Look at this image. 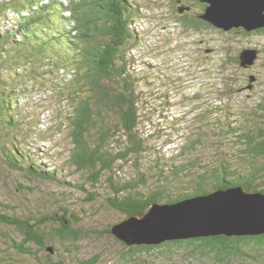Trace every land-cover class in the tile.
Wrapping results in <instances>:
<instances>
[{
	"label": "trees",
	"instance_id": "obj_1",
	"mask_svg": "<svg viewBox=\"0 0 264 264\" xmlns=\"http://www.w3.org/2000/svg\"><path fill=\"white\" fill-rule=\"evenodd\" d=\"M185 2L189 12L179 13L182 5L173 8L184 31L212 27L199 18L206 6L201 0ZM140 11L141 6L132 0H0L2 162L28 177L54 180L56 170L43 171L36 158L39 154L47 157L51 149L40 153L37 148L35 154L24 149L34 145L29 141L31 135L41 140L52 133L50 128L38 132L37 124L32 126L36 114L28 108L32 94L44 90L54 99L47 102L56 112V127L68 128L72 146L66 151L67 164L80 173L83 182L79 187L105 186L109 189L105 203L125 218L144 214L154 203H176L216 190L242 187L246 192L264 193V104L260 103L249 113L220 106L203 109L197 116L198 131L187 138L177 154L156 155L149 161L152 166L144 164L151 147L141 128L145 120L151 121L147 97L154 87L149 70L137 71L126 56L143 37L137 27ZM234 31L250 35L243 29ZM253 32L264 35V28ZM148 68L152 73L153 66ZM160 78L164 84L176 83L170 76ZM199 97L183 94L181 98L198 101ZM20 99L24 101L20 103ZM38 105L45 107L43 101ZM207 139L214 141V158L208 161L199 151ZM126 166L134 168L135 176L116 183L115 171ZM58 208V214L40 218L30 213L20 219L0 214V224L17 229L22 238L10 248L35 264H95L96 260L80 263L71 259V247L83 232L74 228L73 213ZM46 228L51 233H45ZM109 229L106 233L111 235ZM45 240L53 246H45ZM119 243L124 262L140 260L143 254L156 250L185 247L191 249L190 258L208 256L212 264H228L229 259L236 264H264V234L149 246ZM43 250L48 252L45 257L39 253ZM1 252L0 264L5 261ZM54 254L61 257L56 262L52 261Z\"/></svg>",
	"mask_w": 264,
	"mask_h": 264
},
{
	"label": "rangeland",
	"instance_id": "obj_2",
	"mask_svg": "<svg viewBox=\"0 0 264 264\" xmlns=\"http://www.w3.org/2000/svg\"><path fill=\"white\" fill-rule=\"evenodd\" d=\"M132 1L141 6L142 17L137 27L143 37L137 48L127 50L126 56L131 58L130 65H134L137 71L149 70L154 87L153 92L148 89L152 93L147 97L151 121L145 120L141 128L151 147L150 156L144 164L152 166L149 161L156 155L168 157L177 154L187 138L198 131L197 116L203 109L220 106L249 113L256 110L259 103L264 104V35L253 31L250 35L234 30L223 32L212 27L199 32L184 31L173 12L175 0ZM188 3L192 0H186L185 4ZM254 47L259 49L254 64L241 67L238 59L240 52ZM147 64L153 66L152 73ZM163 75L176 78L175 85L164 84V79L160 78ZM164 92L166 96H163ZM183 94H199L200 97L198 101H187L181 98ZM47 100H54L51 94L44 90L36 91L29 98L28 108L36 114L32 126L37 124L38 132L50 128L52 133L42 136L45 139L41 140L31 135L29 141L35 146L24 149L33 154L37 148H40V153L51 149L47 157L39 154L36 158H39L37 163L42 165L43 171L56 170L55 178L50 181L28 177L23 172L10 170L0 159V214L20 219L30 213L40 218L57 213L58 207L67 208L76 218L74 228L84 234L71 247V259L80 263L96 260L95 264H120V261L122 264H212L208 256L190 258L188 252L191 249L185 247L168 252L156 250L143 254L140 260L122 261L123 246L106 230L124 220L125 216L105 203L109 191L105 186L85 184L84 190L79 187L83 182L80 173L67 164L66 151L72 146L68 128L63 126L58 130L56 112ZM23 101L20 99V103ZM41 101L45 107L38 105ZM213 148V139H207L205 147L199 149L204 160L214 158ZM59 154L63 156L59 157ZM133 176L134 168L126 166L115 171L114 181H128ZM44 230L47 234L51 233L47 228ZM21 239L17 229L0 224V249L5 258L1 264H35L10 248L14 241ZM45 244L53 246L47 240ZM31 246L36 248L34 244ZM39 253L45 257L48 252L43 250ZM51 257L53 262L61 258L55 254ZM235 262L229 259L228 264ZM243 264L250 263L245 261Z\"/></svg>",
	"mask_w": 264,
	"mask_h": 264
},
{
	"label": "water",
	"instance_id": "obj_3",
	"mask_svg": "<svg viewBox=\"0 0 264 264\" xmlns=\"http://www.w3.org/2000/svg\"><path fill=\"white\" fill-rule=\"evenodd\" d=\"M201 2L206 6L199 18L217 30L252 32L264 28V0ZM184 10L189 7L178 8L179 13ZM258 53L243 49L238 56L240 66H252ZM109 230L128 247L216 236H259L264 234V193L233 187L176 203H154L144 214L127 217Z\"/></svg>",
	"mask_w": 264,
	"mask_h": 264
},
{
	"label": "flooded vegetation",
	"instance_id": "obj_4",
	"mask_svg": "<svg viewBox=\"0 0 264 264\" xmlns=\"http://www.w3.org/2000/svg\"><path fill=\"white\" fill-rule=\"evenodd\" d=\"M175 4L176 5H182L183 6L184 3H183V0H175ZM186 7H188V6H186ZM189 10H190V7H189ZM189 10H184V12H189Z\"/></svg>",
	"mask_w": 264,
	"mask_h": 264
}]
</instances>
